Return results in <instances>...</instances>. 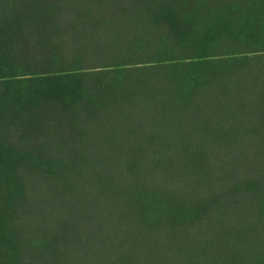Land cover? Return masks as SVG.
<instances>
[{"label": "trees", "instance_id": "obj_1", "mask_svg": "<svg viewBox=\"0 0 264 264\" xmlns=\"http://www.w3.org/2000/svg\"><path fill=\"white\" fill-rule=\"evenodd\" d=\"M0 264H264V0H0Z\"/></svg>", "mask_w": 264, "mask_h": 264}]
</instances>
